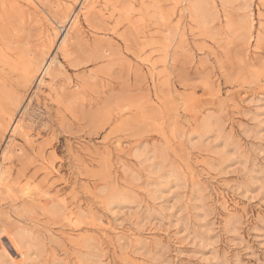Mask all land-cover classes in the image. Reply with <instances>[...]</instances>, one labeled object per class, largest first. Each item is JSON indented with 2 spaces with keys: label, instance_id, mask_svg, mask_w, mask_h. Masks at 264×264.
<instances>
[{
  "label": "rangeland",
  "instance_id": "374dc122",
  "mask_svg": "<svg viewBox=\"0 0 264 264\" xmlns=\"http://www.w3.org/2000/svg\"><path fill=\"white\" fill-rule=\"evenodd\" d=\"M0 264H264V0H0Z\"/></svg>",
  "mask_w": 264,
  "mask_h": 264
},
{
  "label": "bare ground",
  "instance_id": "6f19581e",
  "mask_svg": "<svg viewBox=\"0 0 264 264\" xmlns=\"http://www.w3.org/2000/svg\"><path fill=\"white\" fill-rule=\"evenodd\" d=\"M76 24H77V19L74 18V19L72 20L71 25L73 26V25H76ZM71 25H70V27L68 28V30H67V32H66V34H65V37L69 34V31H70V29H71V27H72ZM68 36H69V35H68ZM47 69H48V68H47ZM46 71H47V70H46ZM46 71H45V72H46ZM245 94H246V93H244V95H245ZM241 95H242V94H241ZM17 127L20 128V129L23 128L21 124H19L18 126H17V124H16V125H15V128H17ZM118 143L121 144V142H119V141H118ZM118 143H117V144H118ZM22 234H23V232H22ZM17 243H18V242H17ZM20 243H21V242H20ZM18 245H19V244H18ZM18 245L16 244V248H15V250H18V248H19ZM2 249H3L2 251L4 252V254H6V251H5L6 248H5V249L2 248ZM2 251H1V252H2ZM1 254H2V253H1Z\"/></svg>",
  "mask_w": 264,
  "mask_h": 264
}]
</instances>
